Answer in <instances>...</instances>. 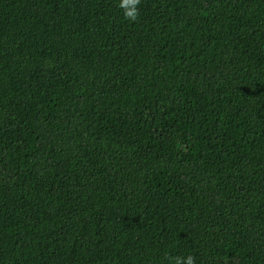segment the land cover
Wrapping results in <instances>:
<instances>
[{
  "label": "trees",
  "instance_id": "obj_1",
  "mask_svg": "<svg viewBox=\"0 0 264 264\" xmlns=\"http://www.w3.org/2000/svg\"><path fill=\"white\" fill-rule=\"evenodd\" d=\"M0 0V264H264V0Z\"/></svg>",
  "mask_w": 264,
  "mask_h": 264
},
{
  "label": "clouds",
  "instance_id": "obj_2",
  "mask_svg": "<svg viewBox=\"0 0 264 264\" xmlns=\"http://www.w3.org/2000/svg\"><path fill=\"white\" fill-rule=\"evenodd\" d=\"M141 0H118V8L129 22H136L139 17V5ZM170 264H196V257L188 255H176L168 257Z\"/></svg>",
  "mask_w": 264,
  "mask_h": 264
}]
</instances>
